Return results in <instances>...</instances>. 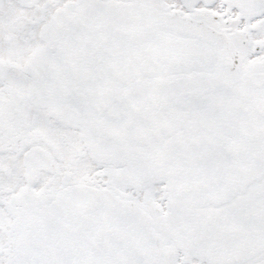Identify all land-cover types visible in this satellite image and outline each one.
<instances>
[{
	"label": "snow or ice",
	"instance_id": "1",
	"mask_svg": "<svg viewBox=\"0 0 264 264\" xmlns=\"http://www.w3.org/2000/svg\"><path fill=\"white\" fill-rule=\"evenodd\" d=\"M0 264H264V0H0Z\"/></svg>",
	"mask_w": 264,
	"mask_h": 264
}]
</instances>
